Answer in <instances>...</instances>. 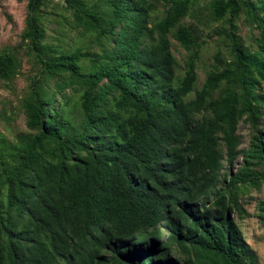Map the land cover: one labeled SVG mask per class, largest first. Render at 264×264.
Instances as JSON below:
<instances>
[{"label":"trees","instance_id":"1","mask_svg":"<svg viewBox=\"0 0 264 264\" xmlns=\"http://www.w3.org/2000/svg\"><path fill=\"white\" fill-rule=\"evenodd\" d=\"M24 1L0 264H260L235 217L263 192L264 224V0Z\"/></svg>","mask_w":264,"mask_h":264},{"label":"rangeland","instance_id":"2","mask_svg":"<svg viewBox=\"0 0 264 264\" xmlns=\"http://www.w3.org/2000/svg\"><path fill=\"white\" fill-rule=\"evenodd\" d=\"M26 16L25 1L18 0H0V44L14 45L19 40V34L24 26V19ZM213 46V45H212ZM212 54V47L204 51L202 60L205 63L210 61ZM201 67V66H200ZM203 71L199 68V77L202 78ZM24 81L21 77L17 79L16 88L17 93L23 86ZM7 99L16 104V97L10 90H6L0 85V105L3 99ZM19 127H23L22 117L19 116L17 120ZM238 132L242 136L243 144L246 145L248 140V130L246 125L240 124ZM263 192L252 191L250 194L244 195L240 198L243 207L251 216H246L243 219L237 217L236 220L243 232L245 240L256 250L259 256L260 264H264V224L260 222L259 218L255 216V203L257 199L262 196Z\"/></svg>","mask_w":264,"mask_h":264}]
</instances>
